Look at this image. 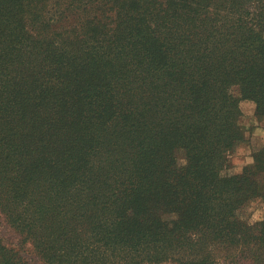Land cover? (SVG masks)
I'll list each match as a JSON object with an SVG mask.
<instances>
[{"label": "trees", "instance_id": "16d2710c", "mask_svg": "<svg viewBox=\"0 0 264 264\" xmlns=\"http://www.w3.org/2000/svg\"><path fill=\"white\" fill-rule=\"evenodd\" d=\"M243 99L264 0H0V211L45 264H264V145L224 172Z\"/></svg>", "mask_w": 264, "mask_h": 264}, {"label": "rangeland", "instance_id": "374dc122", "mask_svg": "<svg viewBox=\"0 0 264 264\" xmlns=\"http://www.w3.org/2000/svg\"><path fill=\"white\" fill-rule=\"evenodd\" d=\"M241 116L239 119L244 138L229 154L228 167L224 172L227 174L240 173L243 167L253 161V152L264 144V120H256V103L251 99L240 101ZM264 118V117H263ZM263 144V145H262ZM241 215L249 220H261L264 217V198H255L250 201ZM0 240L8 248L15 249L26 264H45L40 256L34 251L32 244L19 233L0 211ZM216 264H253L250 259L236 258L224 249L216 251ZM172 264V263H162Z\"/></svg>", "mask_w": 264, "mask_h": 264}, {"label": "crops", "instance_id": "0c3cea01", "mask_svg": "<svg viewBox=\"0 0 264 264\" xmlns=\"http://www.w3.org/2000/svg\"><path fill=\"white\" fill-rule=\"evenodd\" d=\"M256 117V120H258L259 121V119H260V121H263L264 120V118H259V117H257V116H255ZM264 130V129H263ZM264 144V143H263ZM262 144V145H263Z\"/></svg>", "mask_w": 264, "mask_h": 264}]
</instances>
